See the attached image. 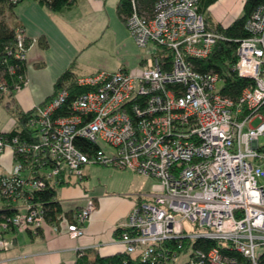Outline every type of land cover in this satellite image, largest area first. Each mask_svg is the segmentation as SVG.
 Returning <instances> with one entry per match:
<instances>
[{"label": "built area", "instance_id": "obj_1", "mask_svg": "<svg viewBox=\"0 0 264 264\" xmlns=\"http://www.w3.org/2000/svg\"><path fill=\"white\" fill-rule=\"evenodd\" d=\"M130 2L126 27L139 48L152 46L139 69L78 77L83 92L69 99L63 87L32 109L27 139L0 137V155L9 150L14 162L8 175H0V201L19 203L13 215L0 217V250L12 247L7 233L37 235L46 224L33 193L71 178L80 182L85 167L100 166L156 181L120 227L126 253L167 264L179 255L180 240L207 239L257 264L264 248V4L246 19L247 36L238 41L232 67L251 84L230 98L217 73L195 66L224 40L208 28L199 0H157L150 16ZM30 42L17 27L7 55L26 64ZM8 73L17 76L14 93L27 86L14 67ZM0 91L7 94L8 86L0 84ZM77 140L91 148L82 150ZM94 209L86 198L71 214L70 238L84 236ZM186 253L184 264H239L216 247Z\"/></svg>", "mask_w": 264, "mask_h": 264}, {"label": "crops", "instance_id": "obj_2", "mask_svg": "<svg viewBox=\"0 0 264 264\" xmlns=\"http://www.w3.org/2000/svg\"><path fill=\"white\" fill-rule=\"evenodd\" d=\"M118 2L78 0L70 8L50 12L32 0H23L13 9L6 19L8 25L22 27L27 37L32 39L26 52L25 77L28 84L14 94L21 111L31 112L48 99L54 91L56 80L67 69L71 68L78 78L100 71H114L117 67L123 69L125 65L133 70L140 66L139 52L132 62L123 61L116 67L98 60L105 53L104 45L110 39V30L119 32L128 42L134 43L124 29L125 23L118 18ZM4 125L2 123L0 133L11 131L15 120L12 118L11 128H4ZM13 165L12 153L6 150L0 155V175H8ZM89 168L91 166L83 169L82 179L89 184L88 190L81 189L79 181L74 178L57 189V201L63 218L53 224L46 223L37 235L13 232L5 235V239L12 240V247L6 251L0 250V264H74L79 252L90 260L96 255L105 257L124 252V245L116 230L126 222L134 204L144 195L149 197L156 181L144 176L139 192L109 195L105 190L106 184L99 183V178L98 184H91ZM96 170L105 173L114 169L97 167ZM147 182H151L149 186ZM86 198L94 200L95 209L85 222L84 236L72 239L66 231L67 223L71 214L84 207ZM18 204L0 202V212L15 208Z\"/></svg>", "mask_w": 264, "mask_h": 264}, {"label": "trees", "instance_id": "obj_3", "mask_svg": "<svg viewBox=\"0 0 264 264\" xmlns=\"http://www.w3.org/2000/svg\"><path fill=\"white\" fill-rule=\"evenodd\" d=\"M23 0H0V10L4 16V19L0 20V84L8 86V93L3 94L0 91V103L10 113L15 120V125L8 133H0V137L10 139L12 137H18L22 140L27 139L28 129L27 120L31 115V112L21 111L14 99V91L12 83L16 80V75H9L8 67H14L17 75H25L26 64L19 63L12 59L11 55H7L8 51H14L15 44V26L10 27L6 21L13 11V9ZM39 6L45 8L50 12H60L65 8H70L78 0H32ZM137 11L141 14L150 16L153 11L154 4L157 0H134ZM219 0H199V13L202 14L209 29L219 32L224 36V40L218 41L211 54L201 61L195 62V66L198 71H213L223 79L224 89L223 94L236 98L240 95L241 91L251 84L250 80L239 78L235 72H233V65L236 61V49L238 41L245 38L246 32L244 30V23L250 16L252 11L259 5L264 4V0H243L242 10L240 15L236 17L228 26L222 27L219 24L214 25L211 21V13L209 9L212 5ZM118 18L125 23L126 19L132 12V4L130 0H119L117 4ZM7 14V15H6ZM6 15V16H5ZM28 46V44H27ZM28 48V47H27ZM76 76L73 74L72 69H67L54 84V91L52 95L46 99L41 105L49 101L54 93L60 88H66L70 91L69 99L73 96L83 92V89H79L76 86ZM79 148L84 151H88L91 145L84 140H77L75 142ZM63 185L59 184L57 187L50 184L44 190L37 191L32 195V202H38L42 206L44 211V219L46 223L53 224L56 222L58 216L62 213L59 202L57 201V189ZM0 202L11 203L7 200H1ZM9 208V207H8ZM15 213V208H10L0 212L1 216H11ZM124 229H117L116 234L120 236ZM40 231H38L39 234ZM182 249L177 250V253H186L190 249L207 251L210 248L216 247L225 255L235 259L239 264H246V259L242 257L238 252L231 250L228 246H224L221 243L207 240L196 239L193 241L180 240ZM170 247L169 245H166ZM74 264H150L148 261H142L139 255H130L128 253L121 252L111 256H98L96 255L92 260L88 259L82 252L77 254V259ZM264 264V248L260 253L258 263Z\"/></svg>", "mask_w": 264, "mask_h": 264}, {"label": "rangeland", "instance_id": "obj_4", "mask_svg": "<svg viewBox=\"0 0 264 264\" xmlns=\"http://www.w3.org/2000/svg\"><path fill=\"white\" fill-rule=\"evenodd\" d=\"M242 5H243V0H219L209 9V12L211 13V21L213 22L214 25L219 24L222 27L228 26L236 17L240 15V12L242 10ZM1 19H4V16L0 10V20ZM124 29L126 30L128 36L131 39L132 37L127 27L124 26ZM108 36L110 39L104 45L105 53L100 55L98 60H101L102 62L106 63L109 66L116 67L118 66L119 63H122L123 61L132 62L135 58V54H137L138 52L141 55L140 56L141 61L151 56V52H152L151 45H148V47L141 49L135 44V42L133 43L134 45L128 42L127 39L125 37H122L117 31L110 30ZM121 38H123V40ZM117 68L114 71H108V72H115L124 69L128 72H132L139 69L138 67L137 69L133 70L132 68L126 65L123 69H117ZM219 86L220 83L217 84V88ZM0 118H1L0 128L2 123L3 125L5 124L4 128H11L12 116L5 108H3L2 104H0ZM257 123L258 122L256 121L253 123V125H257ZM259 144L260 146H264V135L259 138ZM97 167L100 166H91V168H89V173L91 175V182H92L91 184L93 185L98 184L97 178H99V183L106 184L107 187L105 188V190L109 195H121L123 193L130 191L137 193L139 192V190H141L143 186L142 185L143 184L142 177H144L143 175H139L136 173L133 174V172L126 170L116 171V169L105 173L102 172L100 173L99 170H96ZM79 183L81 189L88 190L89 184L88 185L86 184V180ZM150 183L151 182H147V186H149ZM58 217H60V215ZM184 226L188 227V229H191L190 223H185ZM262 250L263 249H261L260 251ZM187 257H188L187 253H181L177 257L171 259L167 264H184L185 261L187 260Z\"/></svg>", "mask_w": 264, "mask_h": 264}]
</instances>
